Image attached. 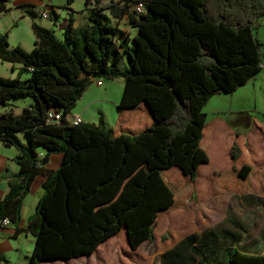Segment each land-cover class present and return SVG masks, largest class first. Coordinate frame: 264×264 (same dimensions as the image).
<instances>
[{"label": "trees", "instance_id": "obj_1", "mask_svg": "<svg viewBox=\"0 0 264 264\" xmlns=\"http://www.w3.org/2000/svg\"><path fill=\"white\" fill-rule=\"evenodd\" d=\"M10 1L0 0V14ZM102 1L83 0L85 21L60 26L61 39L31 23L29 52L8 48L0 36V60L20 66L16 78L0 77V105L32 101L19 115L0 114V144L15 149L18 166L0 199V219L15 224L32 180L45 178L22 229L34 237L26 264L89 256L109 238L115 240L111 264H139L134 250L153 239L157 213L175 204L172 189L192 182L197 166L208 162L200 146L204 105L261 70L252 25L264 14V0H116L108 7ZM128 8L136 34L122 48L118 22ZM23 72L28 77L20 80ZM96 78L124 82L111 127L101 115L95 125L71 124L67 115ZM50 112L59 119L48 120ZM51 154L61 162L55 171L43 170ZM246 159L245 138L235 135L223 159L230 173H213L219 192L246 188L250 168L239 166ZM196 250L200 264H264V254L235 248L224 263Z\"/></svg>", "mask_w": 264, "mask_h": 264}, {"label": "crops", "instance_id": "obj_2", "mask_svg": "<svg viewBox=\"0 0 264 264\" xmlns=\"http://www.w3.org/2000/svg\"><path fill=\"white\" fill-rule=\"evenodd\" d=\"M15 1L17 2H15V4L13 5V8L19 11V19L26 18L29 28L30 24L34 23L37 26L43 27L50 31H56V34L59 36V38L57 39L62 38V31L60 29V26L64 25V21L62 23H60L61 21L59 22V19L62 16L69 15L72 20V27L74 28L85 21V15L83 11L81 12V14H75L70 9L73 12L72 14L68 10L67 13L63 14L58 9V5H53L51 3V0ZM115 2L116 0H113V3ZM7 9L9 10L8 7ZM51 10L52 13L50 12ZM131 12V8L126 9V14L118 22V28L123 32V35L118 39V42L122 43V48L131 47V39L136 34V30L134 28H131L128 22L127 15ZM42 13H46L47 17L43 18L41 16ZM49 13L52 14L53 21H49L46 23L43 20H49ZM105 13L107 14V12ZM29 16H32L33 19L31 20ZM19 68V65L11 64V77H9L8 79H11L13 74H15V72H17ZM120 79L121 78H117L114 81ZM120 81L114 87H110L108 86V84H106L103 88H100L101 85H97L96 83H94V81H92L87 89L79 97V99L75 102L73 108L66 117L67 121L70 122L77 117L80 118L82 123L95 125L94 122H96L97 120V113L105 119L101 106L108 105V112H111L112 109L118 104L121 97L120 83L122 82ZM29 105L30 104H25L26 107H28ZM237 121L238 118L232 121H227L218 114L213 116L209 120H207L205 117V125L200 146L206 153L208 162L199 164L196 168V175L194 180L190 182L189 179H186L184 186L190 184L198 187L197 171L202 167H206L207 174L209 175L208 177L213 185V188L210 187V191L214 194L221 195L234 194L238 198L237 200L239 203L236 211L233 210L235 216L238 217L240 214L242 215V213L246 214L244 218H242V220L244 219L248 222L249 234L253 227L254 229H256V227L259 226V229H256L254 233H252V235H249V241H245V237H243L246 236L248 230H243L244 233L242 234L239 231H234V229L232 228H227L220 231L218 236L213 238L208 237L207 233H205L203 236L199 235L197 237L193 233H189L182 237L177 243L172 245L169 250L165 251V253L168 251L170 252V257L164 258L163 264H200L199 261L201 260V257L197 255L198 253L196 250L200 247L204 255L210 253L208 255H211L212 259L214 258L216 262L221 263H224L225 253L232 248L246 253L264 254V140L261 139L263 135L261 134L262 132H260L259 129H255V126H250L247 129L240 131L239 129H235L237 128L236 126L240 125ZM111 125L112 124H109L107 125V127H111ZM19 134L23 137L21 133ZM235 135H242L245 138L246 142L247 159L245 162H242L239 165L241 166L242 164H246L250 168L249 173L246 177V188L243 191L219 192L214 184L213 173H230V163L225 162L223 159L227 149L234 141ZM20 141H23V138L22 140L20 139ZM43 155L44 150L41 148L37 149V157L40 159L43 157ZM15 156L16 151L14 148L5 147L0 144V199H2L7 192L8 181L13 178L18 172V166L14 162ZM254 157H256L255 160ZM220 158H222V161H219ZM60 162V154H51L48 157L47 161L41 165V168L46 171H55L58 168ZM44 179V176L39 175L32 180L29 192L23 197L21 201V206L19 209V219L17 220V222L13 224L10 221L7 225L0 226V257L4 259L0 260V264L27 263V258L31 252L34 237L29 232L22 231V229L26 227L27 221L33 214L34 208L42 195L41 185L44 182ZM183 187H181L180 189H182ZM178 190L172 189L176 197V193ZM192 191L193 190H191V193ZM238 213L240 214L238 215ZM235 219L238 220V218L236 217ZM239 220L241 221V218H239ZM235 224L236 221H233L234 226H236ZM244 225L246 224L244 223ZM209 236L213 235L209 234ZM111 239L112 238H109L104 243L100 244L97 247L96 251L100 250L104 246V244H109L108 240ZM243 239L245 241L244 245L242 244ZM183 240H185L184 247L183 245H180ZM145 241L147 240L141 241L138 246ZM23 242H25L26 246L29 243L27 250L23 245ZM250 247H256L257 250L255 249L254 251H249L248 249H252ZM185 249L192 252L193 256L185 254ZM96 251H94V253L89 256H93ZM161 254H164V252H162ZM89 256L83 257L87 258ZM80 258L82 257L70 258L62 262L65 264L66 262H73V260H78ZM60 262L61 260H55L51 262L43 261L39 264H60Z\"/></svg>", "mask_w": 264, "mask_h": 264}, {"label": "rangeland", "instance_id": "obj_3", "mask_svg": "<svg viewBox=\"0 0 264 264\" xmlns=\"http://www.w3.org/2000/svg\"><path fill=\"white\" fill-rule=\"evenodd\" d=\"M17 1H11L7 4L9 10L6 13L0 14V36L6 35V43L8 48L18 46L25 52H29L33 47V35L29 28L26 18L19 19V11L13 8V5ZM113 0H104L101 2L102 7H108ZM53 5H58V9L63 13H67V9H71L75 14H81L84 9L83 0H73L70 5H65V0H51ZM49 20H43L44 22L53 21L51 13L48 14ZM69 15H64L59 19V22L64 21V25L70 20ZM253 36L260 44L261 53V70L254 75L252 79L247 81L244 85L238 87L232 93H220L213 95L204 105L202 112L206 115V119L209 120L215 115H220L227 121H232L238 118L239 126H236L240 130H245L250 126H255V129H259L264 137V14L258 17L253 22ZM122 27V26H121ZM57 32L52 30V34L59 38ZM11 63H7L0 60V77L8 79L10 75ZM17 77V72L13 74L11 79ZM28 77L27 72H23L19 75L20 80H24ZM107 80L103 78H96L103 88L108 84L110 87H114L118 82L121 84V93L123 89V80ZM120 93V96H121ZM25 104H32V101L28 98L20 99L16 101H9L6 106L0 105V114L4 112H12L14 115H19L22 109L27 108ZM117 106V105H116ZM116 106L109 111V106H101L103 109L102 117L105 125L112 124L116 116ZM71 111V110H70ZM99 114L97 113V120L94 122L97 124ZM106 125V126H107ZM257 127V128H256ZM261 138L264 140V138ZM17 138L22 140V136L17 134ZM256 157H254V160ZM198 187L193 185H186L182 189L177 191L176 202L169 209L164 212H159L155 218L153 225V239L141 243L134 250V256L137 258L139 264H163V254L169 250L172 245L177 243L182 237L189 233H193L196 237L199 235L208 234V237H216L220 231L232 228L236 232L247 231L245 241H249V235L254 233L256 229L250 231L248 229V222L242 220L245 213H238V217L235 216L233 210L238 208V198L234 194H214L210 191V187L213 188L212 182L207 174L206 167H202L197 171ZM201 185V186H199ZM191 190L192 193H191ZM238 218V220L235 219ZM263 217V216H262ZM241 218V221L239 220ZM233 221H236V226L233 225ZM260 222V221H259ZM244 223L246 225H244ZM242 226H241V225ZM263 225V224H261ZM264 226V225H263ZM244 230V231H243ZM201 233V234H200ZM190 234V235H191ZM212 234L213 236H209ZM109 244L96 251L93 256L87 258L82 257L73 262H66L65 264H111L115 259V240L112 238L108 240ZM185 240L180 245L185 246ZM244 239L242 244L245 243ZM29 244V243H28ZM25 242L23 245L26 250L28 247ZM249 251H254L256 247H250ZM257 250V249H256ZM185 254L193 256L192 252L185 249ZM141 260V261H140ZM61 260L60 264H64ZM77 261V262H76ZM48 264V263H46Z\"/></svg>", "mask_w": 264, "mask_h": 264}, {"label": "built area", "instance_id": "obj_4", "mask_svg": "<svg viewBox=\"0 0 264 264\" xmlns=\"http://www.w3.org/2000/svg\"><path fill=\"white\" fill-rule=\"evenodd\" d=\"M134 10H135L136 13H141L142 12L141 4H137L135 6ZM41 16L43 18L47 17L46 13H42ZM96 84L100 85V83L98 81L96 82ZM47 118H48V120H57V119H59V114H55V113H51L50 112V113H48ZM70 123L73 124V125H76V124H79V123H82V122H81L80 118L76 117L72 121H70ZM8 223H9V220L7 218L0 219V226L7 225Z\"/></svg>", "mask_w": 264, "mask_h": 264}]
</instances>
